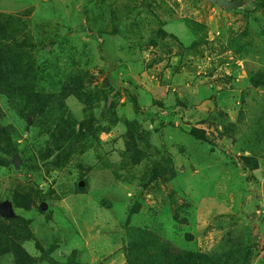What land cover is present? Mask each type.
I'll use <instances>...</instances> for the list:
<instances>
[{
    "label": "rangeland",
    "instance_id": "1",
    "mask_svg": "<svg viewBox=\"0 0 264 264\" xmlns=\"http://www.w3.org/2000/svg\"><path fill=\"white\" fill-rule=\"evenodd\" d=\"M226 1L0 0L42 96L0 92V264H264V0Z\"/></svg>",
    "mask_w": 264,
    "mask_h": 264
},
{
    "label": "trees",
    "instance_id": "2",
    "mask_svg": "<svg viewBox=\"0 0 264 264\" xmlns=\"http://www.w3.org/2000/svg\"><path fill=\"white\" fill-rule=\"evenodd\" d=\"M212 2L232 8L231 3L226 0H212ZM0 39L8 41H1L3 42V47L0 48V92L6 90L8 93L7 89H10L19 97L26 98L28 101H31L30 98H35L36 103H39L42 100V96L33 92L36 70L31 64L29 57L21 49L15 51L16 54L10 52L13 47L11 42L15 41L11 36L2 34ZM1 45L2 43H0ZM189 133L200 140L205 138L203 132L199 129L193 128ZM3 210L4 208L1 207V211ZM2 216L0 215V217ZM163 260L173 264L171 258L170 260L166 258Z\"/></svg>",
    "mask_w": 264,
    "mask_h": 264
}]
</instances>
